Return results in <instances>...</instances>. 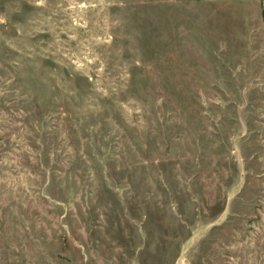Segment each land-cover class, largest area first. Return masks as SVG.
Wrapping results in <instances>:
<instances>
[{
    "label": "rangeland",
    "instance_id": "374dc122",
    "mask_svg": "<svg viewBox=\"0 0 264 264\" xmlns=\"http://www.w3.org/2000/svg\"><path fill=\"white\" fill-rule=\"evenodd\" d=\"M257 0H0V264H264Z\"/></svg>",
    "mask_w": 264,
    "mask_h": 264
},
{
    "label": "crops",
    "instance_id": "0c3cea01",
    "mask_svg": "<svg viewBox=\"0 0 264 264\" xmlns=\"http://www.w3.org/2000/svg\"><path fill=\"white\" fill-rule=\"evenodd\" d=\"M195 1H206V0H195ZM259 2V14H260V22L262 25V28H264V0H257Z\"/></svg>",
    "mask_w": 264,
    "mask_h": 264
}]
</instances>
